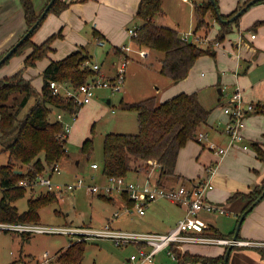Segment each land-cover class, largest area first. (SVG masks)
<instances>
[{
    "label": "trees",
    "instance_id": "trees-1",
    "mask_svg": "<svg viewBox=\"0 0 264 264\" xmlns=\"http://www.w3.org/2000/svg\"><path fill=\"white\" fill-rule=\"evenodd\" d=\"M50 1L46 0L44 6L37 10L34 0H21L27 26L21 38L36 23L39 22V24L12 57L0 66V69L3 68L15 56L26 55L24 66L20 70L0 78V153L9 154L8 164L0 166V190L4 194L0 203V223L38 222L43 208L58 203L59 195L54 191H47L36 198H31L28 209L24 212H20L15 205V202L25 197L29 190L20 185L21 181L35 180L40 176H53L51 173L53 168L57 164L61 165L69 155L67 150L69 136H65V124L57 119V114L63 113L65 121L69 122L68 120L76 118L82 109V106L75 103L73 99L53 95L49 81L56 80L78 89L92 81L98 74L93 67L85 66L87 61H91V55L81 48L61 60L50 62L42 73L44 82L41 91L25 77L26 70L48 58L53 51L54 42L63 37L60 31L37 44L33 41L35 34L50 14L60 15L74 3L56 0L46 16L42 17ZM190 1L194 4L196 23L194 34L208 35L212 28L211 18L220 25L217 35L207 45L184 41L183 34L178 30L156 22V17L163 14L164 0H141L137 13L141 24L134 28L137 36L131 37L137 47L164 55L161 62V74L175 83L185 80L200 58L216 57L215 43L224 42L239 27L242 16L233 22L227 23V21L247 6L251 0L240 4L228 15L221 13L218 0ZM258 3L264 4V0L256 4ZM261 25H264V21L256 22L250 30L255 31ZM94 36L104 41L97 30L94 31ZM10 49L0 56V60ZM117 55L123 56L120 52ZM121 105L124 110L137 112L138 132L135 134L110 133L105 137L101 172L106 179L127 177L140 169L149 171L150 161H156L158 164L160 183L164 177L174 176L180 151L190 141H198L196 136L203 127L207 126L212 113L211 109L202 104L198 93H180L162 103L155 96L136 103L122 100ZM255 111L262 113L264 107L255 105ZM54 115L56 117L53 118ZM261 146L257 142L251 143L258 157L264 161V149ZM93 152L94 139L88 138L81 147V154L90 159ZM263 192L264 184L256 185L248 192L232 194L227 203L231 204L235 201L245 203L239 215L240 220L243 213L248 211L249 214L255 209L256 206L249 211ZM122 196L127 205L133 206L127 194ZM235 234L236 229L229 236L214 227L207 231L209 236L226 240L233 239ZM87 241H71L67 249L58 253L55 264H83ZM139 246L142 248L145 245ZM228 248L229 246L227 250ZM255 249L264 259V248ZM171 250L175 254L176 264H186L189 261L224 264L227 253L226 250L224 255L217 257L194 256L189 252L183 254L181 248L175 244L171 246Z\"/></svg>",
    "mask_w": 264,
    "mask_h": 264
},
{
    "label": "crops",
    "instance_id": "crops-1",
    "mask_svg": "<svg viewBox=\"0 0 264 264\" xmlns=\"http://www.w3.org/2000/svg\"><path fill=\"white\" fill-rule=\"evenodd\" d=\"M45 1L46 0H34L37 10H40L44 6ZM66 1H73L74 3L60 15L50 14L35 34L33 41L40 44L52 34L60 31H62L63 37L54 42L53 51L49 54V57L43 61H39L35 67L28 68L30 69L29 71H33V68L40 67V71L37 70V73L42 75L51 61L61 60L73 51L81 48H84L86 51L89 43L86 37L89 33L88 28L92 30L90 34L92 35V39L97 41V38L94 36V31L97 30L103 36L106 46L110 47L111 51L115 47L126 44H129L133 48L132 52L136 51L137 46L129 35V30L141 24V20L137 17L141 0ZM245 1L247 0H218L220 11L224 15L232 13ZM163 9V14L155 19L158 24L178 30L183 35L194 32L196 23L194 4L192 1L164 0ZM210 21L212 28L208 35L202 33L196 34L202 38L208 39V41L215 38L220 29V25L216 20L211 18ZM260 21H264V4H254L242 15L239 27H237L224 42H221L220 46L215 47L217 53L215 58L209 56L200 58L192 68L189 76L181 82L175 83L167 78L170 81V85L168 84L166 88L168 91L163 95L164 97L160 103L180 93H198L202 104L209 109V107L205 105L204 100L207 96L205 91L211 84L222 85V88L219 90L220 95L224 94L225 88L223 87L227 86L228 90H230L231 86L235 84L234 90L231 91L232 93L229 91L230 94L228 93L224 96L219 105L225 106L227 104L224 103L226 101L225 98L228 97L229 101L232 94H234L237 89H241L248 102H252L256 105L259 104L261 107H264V25L257 27L255 31L250 30L256 22ZM26 28L21 0H0V48H11L18 42L22 34L26 31ZM252 35H256V38L252 39ZM241 38L243 43L238 46ZM151 52L153 51L147 49L146 59L149 60V57L154 55ZM34 71H36V69ZM208 71L212 76L209 77L207 75ZM26 72L24 74L25 77L30 79L33 85L41 91L43 86L42 83L36 86L31 74H27ZM105 74L113 76L115 74L114 67L111 66L107 72L105 71ZM256 74L260 76L258 78L254 77ZM2 75L6 76V74L3 73ZM157 90L161 91V87H158ZM108 104H111V101ZM210 109L212 113L208 124L201 130V132L208 135V141H190L180 151L175 175L164 177L162 184L167 187H176L181 185L184 181L194 182L205 179L210 180L212 189L207 193V200L219 207L220 205L226 204L228 198L232 194L236 192H248L254 186L264 184V161L258 157L257 152L251 147L252 142H257L261 144V147L264 149V112L258 113L254 111L246 118L244 135L246 137L245 144L249 145V149L245 150L243 148L245 144H237L230 147L224 156H218L214 151L209 149V145L216 144L220 147L229 146V137L224 132L228 117L225 115L223 108H219L215 111L212 107ZM79 113H81V111ZM221 123L223 130L220 129L218 125ZM70 138L71 135L69 136V139ZM94 163L97 162L95 161L91 164L93 171L92 177L98 179L99 175L102 174V172L99 173V175L97 173V171H102L101 165L99 164V169H93L92 165ZM75 165L80 167L81 160L75 162ZM71 166L72 163H66L63 164L61 168H64V171L70 175H74L75 170ZM148 175L149 171L147 169L146 172H133L129 176L135 181L143 182L148 178ZM129 176L127 177L129 178ZM78 178L80 177L77 176L76 179ZM100 179L103 184L106 182V178L102 175ZM67 193H69V191ZM100 197L111 203L116 202V199L112 196H106L108 198H105L103 195H100ZM229 206L233 207V212L237 218L236 223L238 224L239 215L245 203L242 201H235L229 204ZM60 212L63 213L65 218L67 214L61 210ZM160 213H163V218L168 219V226L162 229L156 226V228L160 230L148 231L147 233H168L173 230L178 222L185 218L187 208L181 204L167 200H159L151 204L149 212L146 211L145 215L140 216L136 212L130 215H132L131 218L135 220L137 225L136 231L145 232L148 226H144L143 218L148 216L149 220L153 221V217ZM114 217H119V214L116 212L112 218H107L108 225L106 226L111 227V223L114 222ZM63 220L64 221L61 222L62 226L91 227L87 223L75 225L73 221L70 222L68 219ZM207 224L209 228L214 227L221 232L215 225L209 222ZM239 234L240 238L238 240L242 242H264V199L247 215ZM208 246L214 247H206V245H185L181 249V252L183 254L189 252L190 255L194 256L217 257L224 255L227 250L226 245ZM68 247L61 249V251ZM138 247L139 249L141 248V246ZM163 252L167 253V251H162L158 253L155 258ZM168 257L171 256L168 255ZM43 259L45 262L52 261V257L48 252L43 255ZM154 260L152 262L153 264H170L164 259L158 261ZM173 260L176 264L177 260ZM128 262L131 263L130 258ZM186 264L204 263L189 261ZM229 264H264V259L254 247L236 246L232 249L230 254Z\"/></svg>",
    "mask_w": 264,
    "mask_h": 264
},
{
    "label": "rangeland",
    "instance_id": "rangeland-1",
    "mask_svg": "<svg viewBox=\"0 0 264 264\" xmlns=\"http://www.w3.org/2000/svg\"><path fill=\"white\" fill-rule=\"evenodd\" d=\"M88 31L89 33L86 37L89 43L86 53L91 55V62L100 64L101 71L105 74V71L107 72L109 68L119 60L112 54L110 47L106 45L101 47L98 45L97 41L92 39V35H90L92 32L91 28H88ZM8 49L10 48H0V56ZM30 50L28 52H30ZM141 51L147 52V49L137 47L135 52H130L128 55L126 54L129 59V65L122 92L113 94L111 89L102 88L96 90L92 102L82 107L81 113L78 114L77 118L68 120L73 125L70 132L71 138L67 145L69 155L62 163H72L71 167L75 170V173L74 175H70L64 171V168H61V174H55L52 177V181L55 184L74 183L78 176L83 177L89 184L101 186L103 184L100 179L102 174L99 175L101 171H97L99 178L94 179L92 177L93 171L91 164L96 161L102 166L104 160L105 137L110 133L135 134L138 132L137 112L134 110H124L121 105L122 100L136 103L149 97L156 96L159 102L162 101L163 95L168 91L166 88L170 83L167 77L161 74L160 70L164 55L153 51L151 53L154 55L149 57L148 60L145 58L146 55H140ZM25 56L26 55L13 57L7 65L0 69L1 75L2 73L11 75L20 70L24 66ZM35 69L36 71H34ZM29 70L30 69H28L26 73L31 74L35 85L38 86L41 83L43 85L44 81L42 75L37 73V70L40 71V67L33 68V71ZM1 75L0 78H3L4 75ZM207 75L209 77L212 76L209 71ZM259 76L258 74L254 75V77L257 78ZM234 85L235 84L231 86L230 90H228L227 86L223 87L225 88L224 94L220 95L219 90L222 88V85L211 84L205 91V94H207L204 100L205 105L209 107V109L212 107L214 111L219 108H224V106L219 105V103L223 100L224 96L228 93L230 94V92L234 90ZM158 87H161V91L157 90ZM225 99L226 101L224 103H227L228 97ZM108 100L111 101V104H108ZM54 117H56V115H54L53 118ZM218 125L219 128L223 130L222 123ZM88 138L94 139V152L90 159H87L86 156L81 154V147ZM78 160H81L80 167L75 165V162ZM8 162L9 154L0 153V166L7 165ZM63 164L61 165L62 167ZM142 172H146V170L140 169L134 173ZM127 179L133 180L131 176H129V178L127 177ZM185 182L186 181L182 182L181 185L191 186L192 184V182ZM53 189V191L59 195L58 203L43 208L40 211L41 216L38 222L25 223L62 226L61 222L64 221L63 219H68L70 222L73 221L75 225L87 223L91 226L90 228L101 230L105 229L106 225H108L107 218H112L117 212L119 217L113 218L114 222L111 223V228L114 230L137 232L135 220L131 218V213H127L125 210L126 202L124 201L126 200H124V198H122L123 196L119 193H113L112 197L116 199V202L111 203L101 198L100 195L91 194L86 189L71 190L69 193H67V191L63 194L55 187ZM48 190L49 189L45 186H37L33 190L29 189L25 197L20 198L15 202V205L23 212L28 209V203L31 198H36L42 193L45 194ZM3 197V191L0 190V203ZM220 206L219 207L224 210V213H221L220 209L216 212L202 211L199 215L206 223L209 222L215 225L223 234L229 236L238 225L236 223L237 218L233 212V207L229 206V204L226 203ZM150 207L151 205L147 207V212H149ZM60 210L67 214L65 218ZM143 220L144 226H148L145 232L160 230L169 224L168 219L163 218V213L154 216L153 221H150L148 216L143 218ZM156 226H159L160 229L156 228ZM69 227L79 226L70 225ZM75 240V237L65 234H34L30 236L16 232H6L0 229V264H55L56 257L61 249L68 247L71 241ZM138 246L139 245L135 243L117 246L113 240L108 238H91L87 241L86 255L83 264H132L128 262V259L131 258L132 254H140L141 248L139 249ZM206 247L214 246L206 245ZM47 252L52 257L51 262H45L43 259V255ZM160 259L167 260L170 264H175L174 260L168 257L166 252L159 254L154 261ZM144 264L153 263L146 262Z\"/></svg>",
    "mask_w": 264,
    "mask_h": 264
},
{
    "label": "built area",
    "instance_id": "built-area-1",
    "mask_svg": "<svg viewBox=\"0 0 264 264\" xmlns=\"http://www.w3.org/2000/svg\"><path fill=\"white\" fill-rule=\"evenodd\" d=\"M189 2L190 0H184ZM131 37L137 36L136 30L131 28L129 30ZM184 41L196 42L201 45H207L208 39L202 38L194 33L182 35ZM252 39L256 35L251 36ZM98 45L104 47L106 44L99 38L96 39ZM242 38L238 46L242 44ZM220 46V42L215 43V47ZM133 49L130 45H122L115 47L111 52L119 60L114 63L113 67L115 74L107 76L101 71V66L98 63L87 61L85 66L93 67L97 76L87 84L82 85L78 89H74L72 85L61 83L56 80H50L49 86L51 92L55 96L64 99H73L79 106L89 105L95 97V91L98 89H111L113 94L120 93L123 90V85L126 81L127 68L129 65L128 53ZM118 52L122 53L119 57ZM127 54V55H126ZM141 56L147 55V52L141 51ZM225 115L228 117L225 125V134L229 137V146L220 147L216 144H210L209 149L214 151L218 156H224L230 147L237 144H245L244 129L246 127L247 116L255 111V104L248 102L241 89H237L230 97L229 101L223 108ZM77 118V117H76ZM57 119L65 124V136H70L72 124L65 121L64 114L58 113ZM75 119V117H73ZM198 142H207L208 135L200 132L196 136ZM245 150L249 149V145L243 146ZM150 170L148 178L143 182L135 180H128L127 177H111L107 178L106 182L101 186L89 184L83 177L76 179L74 183L70 184H55L51 176H40L35 180H23L20 182L21 186L28 189H35L37 186H45L53 191L54 187L61 193L76 189H86L93 195L112 196L114 192L120 195L127 194L133 206H126L127 213L136 212L140 216L145 215L146 209L152 203L159 200H167L173 203L184 205L187 208V213L184 219L180 220L176 227L168 233H147V232H129L114 230L110 226L105 229L94 230L87 227H69V226H54L45 224H31V223H0V229L7 232H16L19 234L34 235V234H65L75 237L76 240H89L91 238H108L113 240L117 246L135 243L138 245H145L140 249L139 255H132L130 261L132 264H144L146 262H153L155 256L167 251L173 259H176L175 254L171 250L173 244L179 248L185 245H226L230 246H251L254 248H264V242L252 241H236L226 240L207 235L210 229L209 225L200 217V212H216L221 208L210 203L207 199V193L212 189L210 180H198L192 182L191 186L179 185L176 187H167L160 183V171L156 161H150ZM93 169H99L97 163L92 165ZM51 173L60 174L61 165L57 164ZM50 177V178H49ZM209 179V178H208ZM221 213L224 210L221 209Z\"/></svg>",
    "mask_w": 264,
    "mask_h": 264
},
{
    "label": "water",
    "instance_id": "water-1",
    "mask_svg": "<svg viewBox=\"0 0 264 264\" xmlns=\"http://www.w3.org/2000/svg\"><path fill=\"white\" fill-rule=\"evenodd\" d=\"M56 0H51L48 4V6L46 7L45 11L42 14V17H45L46 14L48 13V11L51 9L52 5L55 3ZM259 1H263V0H251L247 6L243 7L233 18H231L229 21H227V23L229 22H233L235 21L238 17L242 16L249 7H251L252 5L256 4ZM39 22L36 23L16 44H14V46L4 55V57L0 60V66L3 65L8 59H10L12 57V55L16 52V50L29 38V36L31 35V33L37 28ZM108 103H110V100L108 101ZM19 173H21V171H19ZM264 197V192L262 194V196L254 203V205L249 209L252 210L255 206H257L261 200ZM248 215V211L243 213V215L241 216L237 228H236V234L233 237V241L236 242L238 241V236L242 227V224L244 222V220L246 219ZM234 243L231 244L227 250L226 256H225V260H224V264H229V257L230 254L232 252V249L234 248Z\"/></svg>",
    "mask_w": 264,
    "mask_h": 264
}]
</instances>
